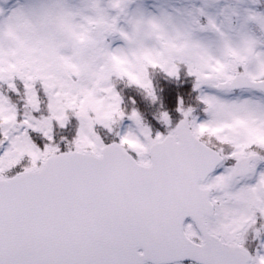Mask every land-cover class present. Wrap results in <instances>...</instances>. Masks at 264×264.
I'll use <instances>...</instances> for the list:
<instances>
[{"label":"snow or ice","instance_id":"snow-or-ice-1","mask_svg":"<svg viewBox=\"0 0 264 264\" xmlns=\"http://www.w3.org/2000/svg\"><path fill=\"white\" fill-rule=\"evenodd\" d=\"M0 264H264V0H0Z\"/></svg>","mask_w":264,"mask_h":264}]
</instances>
